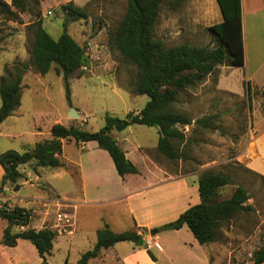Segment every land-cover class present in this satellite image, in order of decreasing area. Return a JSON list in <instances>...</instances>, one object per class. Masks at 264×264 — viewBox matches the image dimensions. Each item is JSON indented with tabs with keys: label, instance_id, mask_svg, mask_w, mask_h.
<instances>
[{
	"label": "rangeland",
	"instance_id": "obj_1",
	"mask_svg": "<svg viewBox=\"0 0 264 264\" xmlns=\"http://www.w3.org/2000/svg\"><path fill=\"white\" fill-rule=\"evenodd\" d=\"M69 1L85 8L88 14L87 18L70 21L68 25L69 33L85 46L87 55L83 75L70 79L71 101L67 98L63 74L57 64H53L50 71L42 75L35 69L29 53L33 41L31 23L41 19L46 30L58 38L63 32L65 20L62 5ZM126 8L127 0H32L31 8L20 14V21L0 18V77L7 76L18 63L28 66L23 76L21 107L0 124V155L8 150L23 152L36 142L46 140L50 137L47 135L49 126L59 118L64 122L69 120L84 130L98 131L104 127L107 113L125 118L128 112L140 111L144 107L149 96L134 92L136 67L109 44V33L122 20ZM198 18V14L188 4L186 12L185 5L172 10L169 2H166L162 5L155 35L167 46L183 42L197 46H216L218 41L210 31L209 23L199 22ZM233 70L234 66L227 59L214 73L179 94L178 101L172 106L175 111L191 117L193 122L203 116H214L211 119L212 126L206 129L194 123L183 127L186 137L175 143L179 159H168L157 152L152 153L148 148L157 164L166 171V176H182L166 185H160L158 189L181 193L180 199L184 204L201 202L198 177L206 170L221 171L231 177V184L218 189L216 199L230 197L238 185L246 187L252 195L248 203L253 209L238 213L224 224L218 241L207 246H187V255L184 251H173L170 257L176 262L187 259V264H249L254 251L264 244V179L250 166L244 150L247 135L255 130H264V98L261 90L255 88L249 100L247 79L240 80L233 74ZM72 108L80 112L77 119L69 117ZM114 134L119 137L122 147L132 153L136 147L155 146L158 128L132 124L122 131L115 130ZM65 151L74 157L76 148L65 144ZM44 168L48 169L47 180L62 195L80 194L79 182L71 183L54 177L52 168ZM43 182L36 181L33 174L28 182L24 178L21 180L19 190H14L7 183L6 191L14 195L11 200L26 206L27 202L42 193L39 185ZM136 182L138 180H133V183ZM110 184H117L113 177H110ZM5 197L0 194V199L3 198L1 204L8 202L4 200ZM196 199H199L197 203ZM167 201L172 205L170 203L175 199L171 196L158 199V206L154 203L156 211L163 213L168 209ZM86 209V206L80 205V219L84 218L83 211L87 212ZM56 214L51 215L52 229H56ZM85 221L86 224H92L94 219L88 218ZM8 226L9 222L0 217V264H78L82 253L93 248L97 240V234L92 237V233L83 235L72 231H57L58 237L54 241L52 253L46 255L44 260L26 239L19 246L3 247V232ZM129 229L127 227L124 230ZM17 230L14 225L12 231ZM149 235L143 232L142 238ZM190 238L194 239V236L187 226L181 231L179 239L189 242ZM132 245L133 242H121L117 246L118 253L124 256ZM151 251L157 260L150 258L156 264L171 263L168 255L159 251L158 246ZM119 258L114 250H108L104 257L90 264H122Z\"/></svg>",
	"mask_w": 264,
	"mask_h": 264
},
{
	"label": "trees",
	"instance_id": "obj_2",
	"mask_svg": "<svg viewBox=\"0 0 264 264\" xmlns=\"http://www.w3.org/2000/svg\"><path fill=\"white\" fill-rule=\"evenodd\" d=\"M166 2H169L172 10L185 5V0H127L124 17L109 33L111 48L137 69L134 92L149 96L144 107L138 112H128L125 118L107 113L105 125L98 131L84 130L73 123H54L50 139L39 141L23 152L6 151L0 155V163L5 170L3 181L0 183V194H7V183L14 190L20 189L21 180L25 177L19 169L22 164L34 161L35 167L63 166L59 155L63 152L64 139H75L77 142L96 141L100 148L108 151L118 174L124 177L127 174H137L139 170L126 156L112 131H122L132 124L155 126L158 128V155L175 160L180 158L175 143L186 137L183 127L193 123L205 129L212 126L211 119L214 116H203L193 122L191 117L175 111L172 106L178 101L182 91L214 73L227 59L232 66L245 64L240 0H218L224 20L209 27L218 41L214 47L197 46L187 42L167 46L162 39L157 38L154 31L160 19L162 5ZM31 4L32 0H11L10 3L0 0V18L20 21V14L28 11ZM62 9L65 20L63 32L58 38L46 30L41 19L31 23L33 41L29 53L35 69L42 75L47 74L53 64H57L63 74L67 98L71 101L70 79L83 75L87 55L85 46L69 33L68 25L70 21L87 18L88 14L85 8L73 1L62 5ZM27 68L25 63H18L7 76L0 77V124L21 105L22 82ZM246 84L251 100L254 88L250 80H247ZM228 184H231L229 174L204 171L198 177L201 202L191 205L178 218L157 230H178L187 225L200 245L218 241L220 229L224 224L238 213L253 209L248 203L252 195L242 185H238L230 197L216 199L218 189ZM0 216L9 222L3 232L2 244L13 247L19 240L26 239L44 260L46 255L52 253L58 232L50 227H32L31 210L0 203ZM14 225L18 228L16 232L12 231ZM141 238L142 234L136 230L114 232L106 224L97 231L96 244L82 253L78 264H89L91 259L101 254L102 249L113 247L118 242L137 243ZM143 246L148 250L150 257L157 260L148 245L144 243ZM263 262L264 244L254 251L249 264Z\"/></svg>",
	"mask_w": 264,
	"mask_h": 264
},
{
	"label": "crops",
	"instance_id": "obj_3",
	"mask_svg": "<svg viewBox=\"0 0 264 264\" xmlns=\"http://www.w3.org/2000/svg\"><path fill=\"white\" fill-rule=\"evenodd\" d=\"M240 3L245 64L243 66H234L233 74L238 76L240 80H250L253 88L261 90L264 98V0H240ZM187 4L194 13L198 14L199 18L197 21L209 23V27L224 20L218 0H185L186 12ZM20 107L21 105L18 108ZM56 121L54 123L70 124L69 120L64 122L61 118ZM52 125L48 128L47 135L50 137L47 139L52 137ZM38 129L40 130L41 127H38ZM114 131H112V135L120 143V139L114 134ZM39 135L43 134L39 133ZM65 144L75 146L76 153L74 157L65 151ZM156 147L157 144L149 147H136L132 153H129L127 148L122 147L126 152V156L137 166L139 173L127 174L121 177L108 151L100 148L96 141L77 142L75 139H64L63 152L59 155V159L64 165L50 167L54 172L52 176L66 179L71 183L73 181L79 182L80 194L78 196H74L72 193L62 195L47 180L46 173L48 169H45V166L35 167L34 161H31L20 165L19 169L24 173V179L27 182L33 174L36 181H44L41 186L39 185V190L42 193L36 198H32L31 202H27L26 206L11 200L14 195L9 192L5 194L4 200L8 201L7 204L9 206H21L31 210L33 217L31 226L36 229L52 228L51 215L61 210L66 212L71 218L70 231L72 233H81L83 235L92 233L93 237L100 228L108 224L114 232H123L126 231L124 229L130 227L129 230H136L139 234L143 232L146 234V231L157 230L162 225L175 220L188 207L194 205L184 204L180 199L182 197L181 193L163 190L162 188L158 189L160 185H166L182 176L177 178H171V174L166 176V171L157 164V160L155 161L149 152L148 148H150L152 153L156 154ZM244 150L250 166L264 177V130H255L249 133L245 141ZM4 173L5 171L0 164V180ZM189 174H192V172ZM110 177L116 180V185L110 184ZM133 180H138V182L133 183ZM31 184L33 183L31 182ZM170 196L175 199V201L170 203L172 205H169L167 201L169 208L163 213L157 212L155 208L158 206V199H166V197ZM2 200L3 198L0 199V202ZM198 201L199 199H196V203ZM154 203H156V207ZM79 204L87 207V212L83 211L85 215H83L84 218H81L82 220L79 218ZM46 212L48 216L44 214ZM88 218L94 219V222L86 224L85 220ZM186 228L187 225L178 230H157L156 234L145 236L143 241L151 250L158 246L159 251L168 255L167 258L171 261L170 264H187V259L183 260V262H176L170 257L173 251H184V254L187 255V246L188 248H193L197 244L200 245L195 237L194 239L190 238L189 242L179 239L181 231ZM22 240H19L15 246L22 244ZM120 243L118 242L108 249H102L101 254L91 259L89 264L99 257H104L108 250H114L117 257H120L122 264H156L148 255L147 249L143 246H138L134 242L130 250L123 256L118 253L117 249ZM3 247L8 246L4 245ZM121 256L123 257L121 258ZM205 257L207 261V252Z\"/></svg>",
	"mask_w": 264,
	"mask_h": 264
},
{
	"label": "built area",
	"instance_id": "obj_4",
	"mask_svg": "<svg viewBox=\"0 0 264 264\" xmlns=\"http://www.w3.org/2000/svg\"><path fill=\"white\" fill-rule=\"evenodd\" d=\"M44 214L46 215L48 213L46 212ZM55 218H56V223H55L56 229L54 230L59 231V233H65L70 231V227L72 225L71 218L66 212H63L61 210L57 211Z\"/></svg>",
	"mask_w": 264,
	"mask_h": 264
},
{
	"label": "water",
	"instance_id": "obj_5",
	"mask_svg": "<svg viewBox=\"0 0 264 264\" xmlns=\"http://www.w3.org/2000/svg\"><path fill=\"white\" fill-rule=\"evenodd\" d=\"M247 87H248V85H247ZM247 94H248V98H249V87L247 88ZM80 115H79V112L77 111V109H75V108H72L71 109V112H70V114H69V117H71V118H73V119H77L78 117H79ZM158 231L156 230V229H153V230H151V231H146V234H150V235H154V234H156ZM138 246H143L144 245V241H143V238H141L140 240H139V242H137L136 243Z\"/></svg>",
	"mask_w": 264,
	"mask_h": 264
}]
</instances>
